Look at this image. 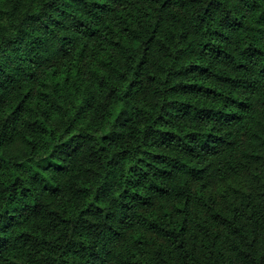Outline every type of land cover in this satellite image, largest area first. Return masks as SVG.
Segmentation results:
<instances>
[{
    "label": "trees",
    "instance_id": "1",
    "mask_svg": "<svg viewBox=\"0 0 264 264\" xmlns=\"http://www.w3.org/2000/svg\"><path fill=\"white\" fill-rule=\"evenodd\" d=\"M0 264H264V0H0Z\"/></svg>",
    "mask_w": 264,
    "mask_h": 264
}]
</instances>
